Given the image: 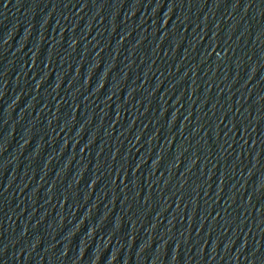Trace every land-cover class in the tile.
<instances>
[{
    "label": "water",
    "instance_id": "water-1",
    "mask_svg": "<svg viewBox=\"0 0 264 264\" xmlns=\"http://www.w3.org/2000/svg\"><path fill=\"white\" fill-rule=\"evenodd\" d=\"M0 264H264V0H0Z\"/></svg>",
    "mask_w": 264,
    "mask_h": 264
}]
</instances>
